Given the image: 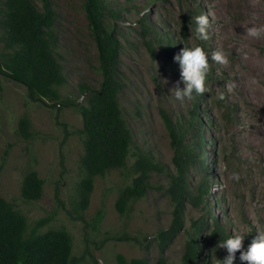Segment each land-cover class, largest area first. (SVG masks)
<instances>
[{"label":"rangeland","instance_id":"1","mask_svg":"<svg viewBox=\"0 0 264 264\" xmlns=\"http://www.w3.org/2000/svg\"><path fill=\"white\" fill-rule=\"evenodd\" d=\"M51 1L57 13V45L66 80L59 93L61 97L74 98L81 83L96 86L100 80L96 47L82 0ZM110 1L113 8H120L116 10V18L108 14L106 18L114 26L121 44L117 70L123 81L124 115L135 145L150 152L165 172L172 174L174 165L161 110L174 119L186 114L192 98L183 102L175 99L170 90L180 80L179 62L158 45L153 46L155 56L148 51L138 20L144 17L151 33L160 38L168 32L179 52L200 44L208 53L220 50L228 56L227 65L209 61L213 80L206 83L207 91L198 100L199 116L204 123L209 122L205 123L203 135L205 170L210 182L205 199L209 209L204 215L206 229L197 242L202 245L199 257L208 264H219L218 260L227 252L216 247L219 241L210 234L214 220L223 224L224 232L231 235L252 234L254 239L264 234V68L258 65L264 57V33L254 38L245 31L247 27L264 25V0ZM200 14L209 16L206 41L196 40L190 23V18ZM3 50L0 39V53ZM232 84L235 87L229 91ZM179 87H184L182 81ZM221 92L223 100L218 99ZM47 103L50 105L29 100L22 84L0 74V195L13 202L28 225L54 212L41 231L66 230L71 237L72 255L84 256L79 264H116V254L127 260L144 258L149 264H155L158 257L167 264H180L189 238L185 230L203 216V211L186 203L182 211L183 228L159 252L153 235L168 227L173 209L166 173L150 175L146 195L130 203L127 218L117 214L114 202L120 189L130 183V171L111 170L95 177L83 216L89 220L102 209L104 216L98 231L71 217L80 178L83 136L77 130L82 128V117L71 106ZM22 116H27L30 122L32 134L28 138L18 134V120ZM131 163L130 159L128 166ZM188 168V179L194 184L200 178L199 167ZM28 170H35L42 179V192L38 200L23 202L20 185ZM239 255L237 251L234 264H247L239 260Z\"/></svg>","mask_w":264,"mask_h":264},{"label":"trees","instance_id":"2","mask_svg":"<svg viewBox=\"0 0 264 264\" xmlns=\"http://www.w3.org/2000/svg\"><path fill=\"white\" fill-rule=\"evenodd\" d=\"M51 0H0V39L3 51L0 53V74L22 84L27 97L50 105L71 106L82 117V128L77 130L83 136L82 154L79 158L80 178L72 201L71 217L81 220L84 226L98 231L104 211L98 209L85 220L83 213L88 206L95 177H102L111 170H129L130 183L125 185L116 197L114 209L120 217L127 218L130 203L146 195L149 178L153 172L166 173L167 192L173 203L172 217L166 229H159L153 235L158 250L162 253L172 238L183 228V208L186 203L201 208L203 216L192 222L185 230L189 237L180 264H208L199 257L202 248L197 238L206 229L204 215L209 209L206 197L209 191V178L204 156L205 123L200 118L198 106L200 95H193L191 106L186 114L171 119L161 110L165 127L173 150V173L165 172L163 165L143 147L135 145L124 110L121 105L123 81L117 70L121 44L116 39L114 26L106 18H116V10L110 0H82V8L87 19L90 35L97 53V72L100 80L96 86L81 83L74 98L61 97L59 87L64 85L62 57L58 51L56 36L57 13ZM139 32L148 51L155 56L153 46L166 50L174 57L179 49L173 46L168 35L158 37L151 33L144 21L138 20ZM187 29L184 28L185 38ZM200 45V44H199ZM213 76L209 71L206 83ZM18 134L23 138L31 136L27 116L18 120ZM6 151L4 154L6 155ZM132 163L128 166V161ZM214 161V153L211 158ZM4 162V157L2 158ZM2 163L0 165V168ZM188 167H199L200 178L190 182ZM42 179L35 170H28L20 185V199L23 202L36 201L42 192ZM52 214L36 219L28 225L25 217L13 202L0 195V264H79L84 256H73L71 237L63 228L41 231L53 217ZM210 234L216 241L228 238L224 226L214 220ZM119 236H111V239ZM253 235H245L243 249L246 250ZM239 252V251H238ZM240 253V252H239ZM116 264H149L144 258L127 260L116 254ZM155 264H167L161 257Z\"/></svg>","mask_w":264,"mask_h":264},{"label":"clouds","instance_id":"3","mask_svg":"<svg viewBox=\"0 0 264 264\" xmlns=\"http://www.w3.org/2000/svg\"><path fill=\"white\" fill-rule=\"evenodd\" d=\"M191 25L194 26V36L198 41H206L209 38L208 28L210 26L207 14L196 15L190 18ZM246 32L249 36L259 38L264 33V25L247 27ZM174 61L179 62L180 80L170 90L176 100L183 102L185 98L191 99L193 94L202 95L207 91L206 79L209 73V61H214L220 65L228 64V56L220 50L208 53L202 45L194 47H184L173 57ZM180 81L184 87H179ZM229 91L235 87L229 85ZM218 99H224L221 92ZM244 233H235L228 238L220 240L217 248L226 249L227 255L218 260L219 264H234L237 251L240 252L239 260L247 264H264V234H259L249 244L246 250L243 249Z\"/></svg>","mask_w":264,"mask_h":264},{"label":"bare ground","instance_id":"4","mask_svg":"<svg viewBox=\"0 0 264 264\" xmlns=\"http://www.w3.org/2000/svg\"><path fill=\"white\" fill-rule=\"evenodd\" d=\"M227 1V0H226ZM225 2V1H224ZM255 3V2H254ZM232 4V3H231ZM251 5H253V4H251ZM255 7H256V4H255ZM254 7V8H255ZM250 8V7H249ZM253 10V9H252ZM256 10H258V9H256ZM263 10H261L260 11V13L262 12ZM256 12H254V14H255ZM259 14V13H258ZM263 14V13H262ZM253 15V14H252ZM256 15V14H255ZM255 17V16H254ZM258 17V16H257ZM264 17V16H263ZM256 18V17H255ZM257 20V19H256ZM261 20H262V18H261ZM259 21V20H258ZM258 23V22H257ZM252 24H253V21H252ZM256 24V23H255ZM254 25V24H253ZM261 25H262V23H261ZM260 26V25H259ZM239 28H241V27H239ZM246 31V30H245ZM244 33V32H243ZM246 34V33H245ZM244 36V35H243ZM242 36V37H243ZM264 36V35H263ZM246 39V38H245ZM263 55H264V53H263ZM260 61V62H259ZM259 61H257V62H259V64L258 63H255L256 65L258 64L260 67H262V68H264V57L261 59V60H259ZM251 63V62H250ZM258 66V67H259ZM242 75V74H241ZM248 75V74H247ZM242 76H245V75H242ZM247 78H249V77H247ZM251 81V80H250ZM248 83V82H247ZM252 83V82H251Z\"/></svg>","mask_w":264,"mask_h":264}]
</instances>
